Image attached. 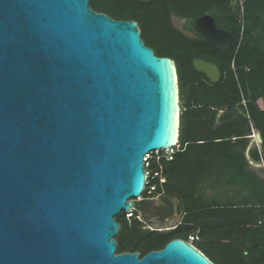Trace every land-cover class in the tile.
Listing matches in <instances>:
<instances>
[{
  "label": "water",
  "instance_id": "water-1",
  "mask_svg": "<svg viewBox=\"0 0 264 264\" xmlns=\"http://www.w3.org/2000/svg\"><path fill=\"white\" fill-rule=\"evenodd\" d=\"M194 28L231 48L213 16ZM193 64L220 81L217 65ZM180 133L176 63L136 21L90 0H0V264H215L181 239L144 257L118 253L116 218L137 209L145 156L175 148ZM263 142L254 130L246 158L256 170L264 161L250 150L263 153Z\"/></svg>",
  "mask_w": 264,
  "mask_h": 264
},
{
  "label": "trees",
  "instance_id": "trees-1",
  "mask_svg": "<svg viewBox=\"0 0 264 264\" xmlns=\"http://www.w3.org/2000/svg\"><path fill=\"white\" fill-rule=\"evenodd\" d=\"M90 2L92 10L114 20L136 21L145 44L158 57L174 60L180 85V151L173 161L160 162L163 188L143 198L161 195L170 206L177 199L182 221L168 233L148 231L138 207L132 218L122 213L116 218L118 253L144 257L181 239L215 264H264V170L253 169L246 158L253 131L264 140V0ZM205 15L232 34L228 51L217 50L195 30V21ZM173 17L184 20L183 29L174 26ZM196 59L217 65L220 81L211 83L197 72ZM225 106L232 109L217 122ZM250 155L264 161V142L263 153L255 146Z\"/></svg>",
  "mask_w": 264,
  "mask_h": 264
},
{
  "label": "built area",
  "instance_id": "built-area-1",
  "mask_svg": "<svg viewBox=\"0 0 264 264\" xmlns=\"http://www.w3.org/2000/svg\"><path fill=\"white\" fill-rule=\"evenodd\" d=\"M242 4V3H241ZM243 12V7L241 8ZM180 151V144L175 148L169 150L154 151L147 154L144 158V166L146 172V183L144 187L143 194L140 198H143L144 194L152 195L161 188L166 183V176L164 175L163 167L161 166V161L165 159L166 161H173L176 153ZM159 195L157 198H160ZM134 209L132 208L129 213H127L128 218L133 217ZM190 240L193 241L194 238L190 237Z\"/></svg>",
  "mask_w": 264,
  "mask_h": 264
},
{
  "label": "rangeland",
  "instance_id": "rangeland-1",
  "mask_svg": "<svg viewBox=\"0 0 264 264\" xmlns=\"http://www.w3.org/2000/svg\"><path fill=\"white\" fill-rule=\"evenodd\" d=\"M233 8H236V4L233 5ZM184 20L173 17V24L177 29H183ZM187 70V69H186ZM255 147V146H254ZM145 198L133 199L131 200L134 204H137L141 201H145ZM161 198H155V201L159 203ZM172 208H173V217L167 219H156V218H146L142 213H139V219L144 222V229L148 231H161L168 233L174 230L182 221V215L178 213V200L172 199ZM195 234L194 236H196Z\"/></svg>",
  "mask_w": 264,
  "mask_h": 264
},
{
  "label": "flooded vegetation",
  "instance_id": "flooded-vegetation-1",
  "mask_svg": "<svg viewBox=\"0 0 264 264\" xmlns=\"http://www.w3.org/2000/svg\"><path fill=\"white\" fill-rule=\"evenodd\" d=\"M139 213H142L146 218L167 219L173 217V208L162 199L159 203L155 198L147 199L142 204L138 205ZM185 241V240H184Z\"/></svg>",
  "mask_w": 264,
  "mask_h": 264
}]
</instances>
